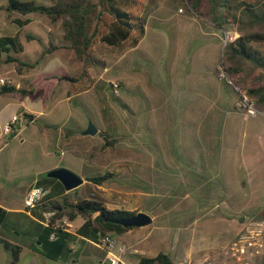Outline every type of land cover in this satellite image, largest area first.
<instances>
[{"label":"rangeland","instance_id":"rangeland-1","mask_svg":"<svg viewBox=\"0 0 264 264\" xmlns=\"http://www.w3.org/2000/svg\"><path fill=\"white\" fill-rule=\"evenodd\" d=\"M38 1L53 3V0ZM204 2L199 12L191 11L185 0H137L131 3L129 8L133 12L147 17L145 35L136 47H131L129 41L121 46H110L97 39L91 52L105 60L107 66L104 68L87 64L85 70L83 63L74 55L73 64L69 66V72L79 78L74 86L80 88L86 84L90 88L71 100L66 98L65 87L55 85L54 81L32 84L42 93L46 114L34 120L33 124L27 122V125L20 113L22 132L28 135L27 140L20 142L16 139L0 149V202L23 200L27 182L55 163L84 178L106 171L115 172L116 177L105 182V191L83 183L77 192L72 191V197L87 193L91 187L109 199L114 190H127L121 200L128 202L132 198L131 186L141 191L150 190L145 171L140 170L139 176L132 171L131 158L136 151L139 157H146L149 153L155 160L153 187L162 194L168 183H179V169L189 168V165H175L171 166L174 171H165L163 160L195 156L200 145L210 143L208 139L220 142L221 132L235 120L234 117L248 126L249 121L242 118L243 111L237 106L238 92L234 85L216 71L223 57L224 35L229 31L236 34L237 31L232 28L225 33L217 30L207 18L208 6L206 0ZM9 5L8 13L3 15L21 14L11 3ZM17 28L16 24L3 29L0 27V35L12 33ZM26 32L47 33L45 26L38 21L23 30V34ZM47 47L37 43L39 53L31 56L37 59ZM261 73L260 68H251L232 74V78L239 80L236 86L248 88L259 83ZM219 90L224 95L220 92L217 96ZM91 122L103 134L116 137L118 142L105 148L104 135L101 136L100 132L84 134ZM47 130L51 132V141L45 140ZM208 155H212L211 148ZM258 168L259 165L257 168L250 165L247 193L252 204L249 209L257 207L264 212V180H260ZM218 180L219 185L223 184L221 177ZM235 183L234 180L227 184L224 182L228 188L222 189L221 194H235ZM151 199L153 203L162 201L169 204L177 198L160 196ZM253 215L259 218L264 213ZM242 216L245 220L246 217ZM82 220L81 216L76 218L75 224ZM28 224L24 216L10 217L6 220L4 232L9 233L8 228L13 225L21 231ZM212 224L215 225L212 229L215 235L211 240L215 243L204 241L197 258L183 263L243 264V261L229 256L230 244L242 224L228 236L219 234V231L223 232L222 223ZM13 231L14 237L21 236ZM7 256L8 253L2 251L0 262L7 263ZM251 263L258 264L257 260Z\"/></svg>","mask_w":264,"mask_h":264},{"label":"crops","instance_id":"crops-1","mask_svg":"<svg viewBox=\"0 0 264 264\" xmlns=\"http://www.w3.org/2000/svg\"><path fill=\"white\" fill-rule=\"evenodd\" d=\"M9 3L10 0H4L0 3V10H2L0 12L2 17L0 27L3 29L9 24H16L18 28L12 33L2 34L0 37L18 34L24 46V50L20 54L16 53L13 56L20 57L24 62L35 61L39 57L34 59L31 55L39 53L37 43L49 46L50 42H53L60 47L47 54L45 59L35 67L20 65L17 61L6 63V54H2L0 56V78L5 77L11 80L17 89L20 87L28 89L32 87V84L54 81L55 85L65 87L64 92L67 100H71L75 95L82 93H74L75 86L69 80L44 79V75L50 73L73 75L69 72V66L73 64L71 60L74 58V53L70 48L64 46L66 43L63 39L60 22L53 23L49 18H43L41 14L3 15L7 12ZM28 17L31 18V21L24 26H19L15 22V20ZM37 21L45 26L46 35L38 32L23 34L24 29ZM29 35H38L42 39H30L28 38ZM52 38L54 39L51 40ZM12 74L17 77H13ZM220 92L223 94V91L219 90L217 96H220ZM43 100L42 93L37 90L34 94L29 93L27 95H22L17 90L6 93L0 92V132L14 115L19 116V121L14 126L17 134L13 137L11 134L6 135V143L0 149L9 146L11 141L13 142L16 139H19L20 142L27 140L28 135L22 132L23 121L20 113L23 110L34 115L35 118L28 121V124H33L34 120L46 114ZM217 103L219 104V102ZM260 111L262 113L252 117H246L242 112V118L249 121L248 126L243 124L238 117H234L235 120L221 132V141L216 142L213 139H208L210 143L200 145L196 149L195 156L163 160L165 171H174L175 169H171V166L175 165H189V168L179 169L181 174L179 183H168L164 186L165 192L162 194L157 193L153 187L155 180L153 165L156 163L155 160L149 156V153L146 157L137 156L138 151L134 153L131 158V164L134 165L132 171L137 176L140 175V170L145 171L150 190L147 192L141 191L139 188L131 186L129 192L132 198L128 202H122L121 200L123 193H127V190H114L111 199L103 194L107 199L108 207L111 209L141 211L152 217V221L148 225L132 226L122 234H114L117 245L113 250L122 256V260L127 264H136L141 256L153 257L160 252H166L172 257L175 264H184V260L192 261L193 258H197L199 252L202 251L204 241L211 244L215 243L211 240V236L215 235L212 231L215 228L213 222L222 223L223 232L219 231V234L222 233L223 236H228L234 233V228L241 224L243 226L247 218H256L257 215L254 216L253 214L264 213L262 209L257 207L249 209L252 203L247 193V179L250 175L251 164L256 168L258 165L260 166L258 168L260 180H264V110L260 108ZM24 122L27 124V120H24ZM212 133L214 132L212 131ZM45 140H52L51 132L48 130ZM210 148L212 151L211 156L208 155ZM60 166L56 163L52 164L43 172H48ZM43 172L36 173L31 181L27 182L24 189V198L28 189L36 184L37 179ZM219 177L223 182L221 185L218 184ZM233 180L236 181L234 184L237 188L235 194H221L225 188H228L224 185V182L227 184ZM95 187L98 190L100 189L99 191H105L106 189L105 183ZM62 196L63 194H59L55 199H61ZM160 196L175 197L177 199L169 204L162 201L152 202V197ZM24 198L23 200L0 202V205L7 211L6 220L10 217L24 216L29 223L21 231L18 230L16 225H13L8 228L9 233H5L4 225L6 221L0 228V233L3 236L24 246L16 264H110L107 250L98 245V239L77 232L78 228L84 223V218L79 224H75V220L72 221V227L66 230L70 233V239L56 258H50L42 254L39 251L40 237L42 236L43 227L46 226L41 222L43 211L41 208L29 211L25 206ZM151 203L152 205H150ZM217 208L223 209L216 212ZM242 214L246 217L245 220L242 218ZM13 230H16L15 232L20 233L21 236L14 237ZM2 251L5 250L0 251V256ZM6 260L7 263L5 264H9V253ZM0 264L4 263L0 262Z\"/></svg>","mask_w":264,"mask_h":264},{"label":"trees","instance_id":"trees-1","mask_svg":"<svg viewBox=\"0 0 264 264\" xmlns=\"http://www.w3.org/2000/svg\"><path fill=\"white\" fill-rule=\"evenodd\" d=\"M137 0H53L51 4H45L38 0H10V3L21 14H41L48 17L53 23L60 22L63 30V39L66 47L70 48L75 57L83 63L86 70L87 64H95L106 67L105 60L94 56L91 49L94 42L99 39L110 46H121L125 42L131 47H136L146 33L147 17L136 14L130 7ZM193 12L201 11L204 0H185ZM208 10L207 18L217 30L225 33L230 28L237 31L238 35L229 40L223 49L224 62H227L226 71L232 78V74H239L246 69L260 68L262 73L258 76L259 83L245 88L256 103V106L264 110V0H206ZM10 5L8 6V9ZM31 18L18 19L15 22L24 26ZM30 39L41 40L38 35H29ZM257 44H261L260 46ZM60 46L50 42L41 56L35 61L24 62L20 54L24 46L18 34L4 35L0 37V56L6 54L5 62H19L20 65L35 67L41 63L53 50ZM248 65V66H246ZM83 69V74L85 73ZM44 79L69 80L74 85L79 78L68 73H50L44 75ZM233 79V78H232ZM239 83V80H234ZM113 86V85H112ZM243 87V86H241ZM90 88L89 85L75 87L74 93H80ZM19 91L22 95L34 94L35 88H16L14 84L0 87V92ZM27 122L35 116L22 110ZM103 133V132H102ZM17 130L11 132L15 136ZM104 147H113L118 139L110 134H103ZM101 135V136H103ZM116 177L115 172L106 171L101 174L85 176V184L94 187ZM36 184L50 189V193L33 209L54 210L55 215L49 224L43 227L40 237L39 251L50 258H56L70 239V233L59 227V221L67 218L71 221L78 217L85 219L78 228L79 234L93 239H99V233L122 234L132 226H124L113 222L112 219L124 218L136 214V211L114 208L107 205V199L97 189L91 187L87 193L71 196L72 191H78L79 187L70 191L66 190L63 183L52 177L41 176ZM63 194L61 199H55ZM72 197V198H71ZM7 211L0 205V228L6 221ZM52 233L55 236L52 237ZM24 246L14 242L0 233V251L5 250L10 254L9 264H16L20 258ZM136 264H175L172 257L166 252H160L156 256H141Z\"/></svg>","mask_w":264,"mask_h":264},{"label":"built area","instance_id":"built-area-1","mask_svg":"<svg viewBox=\"0 0 264 264\" xmlns=\"http://www.w3.org/2000/svg\"><path fill=\"white\" fill-rule=\"evenodd\" d=\"M227 33V35L223 37L225 42L224 45L238 35L237 33L234 34L232 31ZM216 71L221 78L229 80V82L234 85V88L238 92L237 106L243 111L246 117H252L262 113L247 90L235 85L233 79L226 71V63L223 59L217 65ZM10 84H12L11 80L5 77L0 78L1 86ZM18 121L19 116L14 115L10 122L2 128L0 132V146L6 143L5 136L11 134ZM49 193V188L33 184L28 189L24 198L25 206L29 211H32ZM54 215V210H44L42 212L41 222L47 226ZM59 227L66 231L72 227V221L63 218L59 221ZM51 236L54 237L55 233H52ZM97 243L107 250L110 264H127L122 260V256L115 253L113 250L117 245V239L114 234L99 233ZM229 256L233 259L236 258L243 261V264H250L253 260H257L258 264H264V216L259 218H247L230 244Z\"/></svg>","mask_w":264,"mask_h":264},{"label":"water","instance_id":"water-1","mask_svg":"<svg viewBox=\"0 0 264 264\" xmlns=\"http://www.w3.org/2000/svg\"><path fill=\"white\" fill-rule=\"evenodd\" d=\"M98 132H100V130L93 122L84 130V134H97ZM100 134L103 135L102 132H100ZM47 176L60 180L68 191L81 186L85 182L84 177L66 167L53 168L47 172ZM112 221L124 226H145L151 223L152 217L146 212L139 211L132 216L116 218L112 219Z\"/></svg>","mask_w":264,"mask_h":264}]
</instances>
